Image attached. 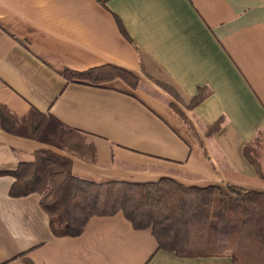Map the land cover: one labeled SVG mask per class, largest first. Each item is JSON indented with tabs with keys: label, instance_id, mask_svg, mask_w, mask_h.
<instances>
[{
	"label": "crops",
	"instance_id": "0c3cea01",
	"mask_svg": "<svg viewBox=\"0 0 264 264\" xmlns=\"http://www.w3.org/2000/svg\"><path fill=\"white\" fill-rule=\"evenodd\" d=\"M90 69L107 79L65 76ZM0 107L45 116L36 138L0 119V172L43 150L94 183L250 187L242 149L264 131V0H0ZM63 129L95 163L51 142ZM13 182L0 176V264H232L158 250L121 212L56 237L39 195L11 198Z\"/></svg>",
	"mask_w": 264,
	"mask_h": 264
},
{
	"label": "trees",
	"instance_id": "16d2710c",
	"mask_svg": "<svg viewBox=\"0 0 264 264\" xmlns=\"http://www.w3.org/2000/svg\"><path fill=\"white\" fill-rule=\"evenodd\" d=\"M100 72L65 71V76L92 82L107 79ZM119 74L135 86L136 80L130 74L122 70ZM0 119L4 129L22 130L30 138H36L45 123V116L34 110L23 118H13L1 107ZM219 129L220 123L208 127L205 136H213ZM262 134L264 131L257 133L242 149L243 158L254 170L247 148ZM69 135L78 141L71 149L55 144ZM51 142L80 159L96 162L91 147L70 129L59 131ZM3 175L14 179L9 190L11 198L39 195L40 207L56 237H78L92 217L121 212L135 230H151L158 250L181 258L210 257L228 250L232 264H264L263 191L236 185L186 187L169 178L144 184L94 183L75 177L69 159L43 150L36 153L33 162L20 163L13 172H0ZM241 182L253 185L255 181Z\"/></svg>",
	"mask_w": 264,
	"mask_h": 264
},
{
	"label": "rangeland",
	"instance_id": "374dc122",
	"mask_svg": "<svg viewBox=\"0 0 264 264\" xmlns=\"http://www.w3.org/2000/svg\"><path fill=\"white\" fill-rule=\"evenodd\" d=\"M20 131V130H18ZM27 134V133H26ZM40 131L37 133V137L39 136ZM66 138L61 139L60 141H57L55 144H57L60 147L67 148V150L71 149V146H74V144H77V138H74L73 136H65ZM249 153V158L254 164L255 170L251 167L252 171L254 172V184L250 187L253 189H257L258 191L264 192V134L257 136L256 139L251 142V144L247 148ZM86 153L87 157L90 156L87 151H83ZM242 183V182H241ZM243 184V183H242ZM245 186H247V183H244ZM239 185V184H238ZM249 186V185H248ZM224 253H229L228 250L224 251Z\"/></svg>",
	"mask_w": 264,
	"mask_h": 264
}]
</instances>
